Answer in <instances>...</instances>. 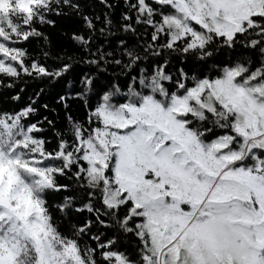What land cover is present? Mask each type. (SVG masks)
Returning a JSON list of instances; mask_svg holds the SVG:
<instances>
[{"label": "snow or ice", "instance_id": "snow-or-ice-1", "mask_svg": "<svg viewBox=\"0 0 264 264\" xmlns=\"http://www.w3.org/2000/svg\"><path fill=\"white\" fill-rule=\"evenodd\" d=\"M0 74L67 79L0 110V264H264V0H0Z\"/></svg>", "mask_w": 264, "mask_h": 264}, {"label": "trees", "instance_id": "trees-1", "mask_svg": "<svg viewBox=\"0 0 264 264\" xmlns=\"http://www.w3.org/2000/svg\"><path fill=\"white\" fill-rule=\"evenodd\" d=\"M117 15L119 14L120 9H117ZM49 31L52 32L53 36H56V29H50ZM24 47L31 49L36 46V42L32 41L30 44L23 45ZM228 55L226 54L223 59L225 61L228 60ZM175 62V61H174ZM212 63L211 61L209 62ZM177 67H184L186 71H188L189 76L193 74V71L199 72L201 71V68L198 65V62L192 60L191 58L188 60V62L184 64H179L177 62ZM79 68L82 71H88V69L80 65ZM206 70V68L204 69ZM67 84V79L64 81H57V80H46V79H40L36 78L34 76L30 77L24 74H21V78L18 80H13L11 78L5 77L3 74H0V110H8L11 111L13 109L18 110L20 107L27 104L32 99H37L38 104L37 112L38 115L34 117V119H40L42 116H47L49 119H53L55 116V113H51L45 109H43L42 105L47 104L49 106V109L51 108H57L58 110L62 107L57 104L58 96L64 94V89ZM8 85H11L9 87ZM39 92L40 96L36 97L35 94ZM19 96L18 99H13V97ZM75 104V101H74ZM79 115V114H78ZM59 127V123H58ZM46 138H51L52 133L51 131H46L44 133ZM55 141L53 140V143L49 145V147H54ZM60 182L64 183L66 182L65 178H60ZM63 195L65 193L63 192H51L49 194V201L53 204L59 202ZM87 215L86 213L81 214V216ZM125 244H121V247H125ZM129 251H132L133 249L129 246Z\"/></svg>", "mask_w": 264, "mask_h": 264}]
</instances>
